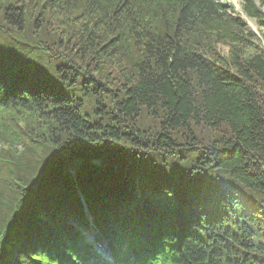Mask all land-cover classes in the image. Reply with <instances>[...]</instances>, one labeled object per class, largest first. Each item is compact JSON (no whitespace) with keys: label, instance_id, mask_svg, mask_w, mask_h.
Instances as JSON below:
<instances>
[{"label":"trees","instance_id":"1","mask_svg":"<svg viewBox=\"0 0 264 264\" xmlns=\"http://www.w3.org/2000/svg\"><path fill=\"white\" fill-rule=\"evenodd\" d=\"M227 8L0 0V264H65L81 193L150 264H264V32ZM46 105L37 135L21 113Z\"/></svg>","mask_w":264,"mask_h":264},{"label":"rangeland","instance_id":"2","mask_svg":"<svg viewBox=\"0 0 264 264\" xmlns=\"http://www.w3.org/2000/svg\"><path fill=\"white\" fill-rule=\"evenodd\" d=\"M218 1L221 4L226 5L228 7L227 9L231 12V14L234 17H236V16L240 17L246 23L247 28L249 30L253 31L256 34V37L258 36L257 37L258 40H260L259 32H260V34H261V31L264 32V25L261 26L258 23V21H259L258 19L254 18L250 14H248V12L246 11L247 10L246 6L248 5L247 0H218ZM255 3L257 4V6L261 7L262 10L264 11V5H261L259 0H255ZM0 38L3 39V36L0 35ZM258 40L256 39V41H258ZM219 45H222V46H220L221 51L225 53L227 51V46H225L223 44H219ZM105 101L108 103V100H105ZM46 106L47 107H45V108L42 107V108L36 109L37 111L32 110V111H24L21 113L22 114L21 117L25 120V123H26L24 125H28V126L34 128V133L37 135H39L41 133V131L55 126L50 115H49L50 111L54 110L55 107L52 105H46ZM86 107H88V106H86ZM47 136H48V134L46 133L45 137H47ZM114 151L116 152V149H114ZM50 153H51V155H49L46 158L47 160L51 157V159L54 161H64L63 160L64 158H61V155L58 152L57 153L56 152H50ZM187 154H188V156H185L186 159H188V157L191 156V153H187ZM65 161H66L65 162L66 165H68L67 164L68 160H65ZM188 172L189 171H187L186 169L181 168V173L184 174L185 176H186V174H188ZM209 176H210L209 174L205 175V177H209ZM191 180H193V178ZM191 180H189V181H191ZM72 217H73V215H72Z\"/></svg>","mask_w":264,"mask_h":264},{"label":"bare ground","instance_id":"3","mask_svg":"<svg viewBox=\"0 0 264 264\" xmlns=\"http://www.w3.org/2000/svg\"><path fill=\"white\" fill-rule=\"evenodd\" d=\"M259 35H261L260 34V32H259ZM213 183V182H212ZM214 183H216V180H214ZM210 215H212V213H210ZM206 220V219H205ZM208 220H206V222H207ZM205 234H207L208 232L206 231V232H204ZM147 263H149L150 264V261L148 260V258L146 259V262H145V264H147ZM81 264H82V262H81Z\"/></svg>","mask_w":264,"mask_h":264}]
</instances>
